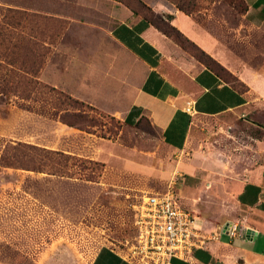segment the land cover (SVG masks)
Returning <instances> with one entry per match:
<instances>
[{"label":"rangeland","instance_id":"374dc122","mask_svg":"<svg viewBox=\"0 0 264 264\" xmlns=\"http://www.w3.org/2000/svg\"><path fill=\"white\" fill-rule=\"evenodd\" d=\"M108 1L0 0V264H90L103 246L128 252L136 205L169 189L200 221L223 225L239 214L229 180L264 164L263 117H198L176 151L150 120L128 125L112 111L126 78L109 61L124 54L110 39ZM199 1L195 12L207 7ZM239 1L227 3L241 10ZM67 96L97 125L63 123L78 111ZM19 142L72 158L52 156L43 172L4 165Z\"/></svg>","mask_w":264,"mask_h":264},{"label":"crops","instance_id":"0c3cea01","mask_svg":"<svg viewBox=\"0 0 264 264\" xmlns=\"http://www.w3.org/2000/svg\"><path fill=\"white\" fill-rule=\"evenodd\" d=\"M142 1L170 17L176 28L242 84L225 81L127 4L109 0L108 32L124 54H111L109 61L122 81L126 78L120 88L124 103L113 112L128 125L148 118L176 151L187 146L198 117L264 118V0H245L243 13L225 0H207V7L193 13L171 0ZM199 170L190 171L188 181H195L192 174ZM227 191L238 216L223 225L203 218L208 231H220L219 238L195 249L192 259L174 257L171 264H264V164L230 179ZM234 224L236 232L230 230ZM227 225L229 230L224 231ZM90 264L142 263L127 251L103 246Z\"/></svg>","mask_w":264,"mask_h":264},{"label":"built area","instance_id":"2783aa9c","mask_svg":"<svg viewBox=\"0 0 264 264\" xmlns=\"http://www.w3.org/2000/svg\"><path fill=\"white\" fill-rule=\"evenodd\" d=\"M135 208L137 234L127 253L142 264H171L174 257L190 260L195 249L219 238L220 231H208L199 215L184 206L172 189L145 195ZM237 229V224L230 228Z\"/></svg>","mask_w":264,"mask_h":264},{"label":"trees","instance_id":"16d2710c","mask_svg":"<svg viewBox=\"0 0 264 264\" xmlns=\"http://www.w3.org/2000/svg\"><path fill=\"white\" fill-rule=\"evenodd\" d=\"M130 1L131 2H129V4L127 5L136 14H140L151 24L157 27L161 32L172 38L176 43H178L185 50L191 53L197 60L205 64L210 70L215 72L219 77H221L225 81L232 79L233 81L242 84L240 80L232 72H230L224 65H222L219 61L213 58L210 54L202 50L188 37H186L178 28H176L171 23L170 17L165 18L163 15L153 10L152 7L144 3L142 0H130ZM171 1L174 2L179 9H181L186 13H193L197 10V5L195 3H192V0H189L188 2H186V0H171ZM225 1L227 2V0ZM239 2L242 5L241 10H239L237 6L233 4L231 5L234 6L240 13H243L247 9V3L245 0H240ZM66 100L76 109H78V111L73 113L63 114L61 116V120L63 123L67 124L70 127H76L82 130L97 125L96 123L97 121L95 120L94 117L90 116L85 111H82V108L86 106V104L83 101L79 99H74L70 96H67ZM91 109L94 108L91 107ZM143 118L146 117H142L141 119ZM139 121L137 123H139ZM11 151H15V152L10 155ZM10 152L8 150V152H6V154H4V156L2 157V163L4 165L9 166L13 164H18L20 166L34 170L36 172H43L44 170H46L48 166L47 165L48 161L52 156L61 157V159L65 161L72 158L71 156H67L60 151H54L31 144H23L20 142L17 143L15 146H12L10 148ZM95 164L98 163L95 162ZM65 165H67L66 162Z\"/></svg>","mask_w":264,"mask_h":264}]
</instances>
